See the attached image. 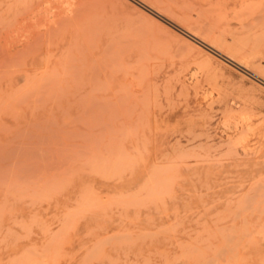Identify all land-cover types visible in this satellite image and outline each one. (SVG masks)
I'll list each match as a JSON object with an SVG mask.
<instances>
[{
	"label": "rangeland",
	"instance_id": "obj_1",
	"mask_svg": "<svg viewBox=\"0 0 264 264\" xmlns=\"http://www.w3.org/2000/svg\"><path fill=\"white\" fill-rule=\"evenodd\" d=\"M143 1L251 71L138 0H0V264H264V0Z\"/></svg>",
	"mask_w": 264,
	"mask_h": 264
},
{
	"label": "bare ground",
	"instance_id": "obj_2",
	"mask_svg": "<svg viewBox=\"0 0 264 264\" xmlns=\"http://www.w3.org/2000/svg\"><path fill=\"white\" fill-rule=\"evenodd\" d=\"M60 1V0H59ZM141 4H143V6L144 7H146L147 9H149L150 11H152L154 14H156V15H158V16H161V18L163 17V18H165L166 20H168V21H170V23H172L173 24V26H175V27H177L178 29H180L181 31H183L184 33H186V34H188L189 36H191V37H193L194 39H196L197 41H199V43H201L202 45H204V46H209V47H211V48H214L215 50H217L212 44H209V43H207L205 40H204V38H201V35L199 34V33H197V32H194V30L192 31L189 27H187V26H185V25H183V23H181V21H180V23L179 22H176V21H173V20H171L170 18H169V16L166 14V13H161L160 11H158V10H156V9H154L153 7H151V6H149L148 4H146L143 0H138ZM161 3V2H160ZM163 3V2H162ZM60 6V5H59ZM64 7V6H63ZM47 10V9H46ZM49 11V10H48ZM181 17H183L185 20L186 19H189L190 18V16L188 15H183V16H181ZM183 18H181V20L183 19ZM192 18V17H191ZM184 19H183V21H184ZM190 21V20H189ZM171 24V25H172ZM217 51H219V50H217ZM221 54H223L224 56H226L227 58H229L230 60H232L233 62H235V63H237L238 65H240L241 66V68H244V69H246V70H249V71H251L250 69H248L246 66H245V64H243L242 62H240V60L239 59H237V57L236 56H233L230 52H221V51H219ZM227 60V59H226ZM229 60V61H230ZM240 68V67H239ZM247 72V71H246ZM250 74V73H249ZM252 76V75H251ZM258 77H260V79L262 78V79H264L263 77H261V76H258ZM262 81V80H261Z\"/></svg>",
	"mask_w": 264,
	"mask_h": 264
}]
</instances>
